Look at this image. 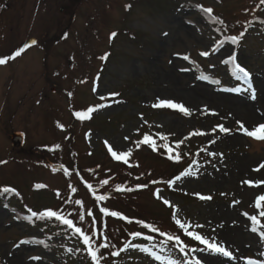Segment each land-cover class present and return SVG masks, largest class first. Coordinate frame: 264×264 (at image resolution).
Returning a JSON list of instances; mask_svg holds the SVG:
<instances>
[{"label":"rangeland","instance_id":"obj_1","mask_svg":"<svg viewBox=\"0 0 264 264\" xmlns=\"http://www.w3.org/2000/svg\"><path fill=\"white\" fill-rule=\"evenodd\" d=\"M66 1L0 0V56L18 51L30 36L44 44L33 48L30 57L47 53L45 62L40 58L38 67L23 72L19 66L12 72L0 66V162H5L0 163V188L9 186L18 193L0 195V264H91L87 249L80 250L67 225L55 218L30 221L26 219L31 216L29 209L57 211L83 225L89 234L97 227L103 229L100 245H109L110 256L127 237L126 230L142 233L129 239L135 243L122 251L116 263L102 251L100 264L225 263L223 255L206 250L177 223L167 225L163 219L173 212L175 222L192 225L190 231L217 244L227 242L221 233L233 226L223 217L227 210L251 229L244 213L257 214L255 199L264 194V183L256 186L257 181L264 182V168H259L264 164V141L239 130L237 121L249 130L254 123L248 124L230 108L222 113L217 96L251 103L264 99L258 83V78L264 83V4L260 0H73L70 24L60 12ZM199 6L211 8L212 15ZM241 32L238 45L227 39ZM220 41L225 43L214 50ZM203 52L210 55L202 56ZM232 54L251 74L250 81L237 79L232 65L223 63ZM185 91L197 97L195 103L177 94ZM160 100L182 104L191 114L154 107ZM89 108L95 109L88 113L93 119L75 115ZM218 125L231 131L222 133ZM14 131L26 133L24 147L12 146ZM197 132L203 134L193 135ZM161 147L172 160L191 157L186 171L193 174H181L174 183L153 181L166 179L179 164L160 159ZM112 152L129 153L118 161L140 156L143 165L134 169L135 176L150 173L153 184L140 191L115 193L121 183L111 182V175L119 172L120 177L122 167L108 157ZM124 179L128 181L127 176ZM88 185L98 186V196L107 191L110 198L94 199ZM103 208L136 216L158 231L136 225L137 220L125 225L124 219L105 217ZM177 229L188 251H182V257L176 251L183 245L167 239L177 235H160ZM150 241L160 248L155 251ZM227 246L233 254L238 250ZM237 258L241 264H247L248 258L264 264V240L260 250L241 251Z\"/></svg>","mask_w":264,"mask_h":264},{"label":"snow or ice","instance_id":"obj_2","mask_svg":"<svg viewBox=\"0 0 264 264\" xmlns=\"http://www.w3.org/2000/svg\"><path fill=\"white\" fill-rule=\"evenodd\" d=\"M260 2H261V4H264V0H260ZM199 7H201V9L204 13L208 14L209 16L212 15L213 10L211 8H203L202 6H199ZM213 19H214V22L221 23V24L223 23V21L220 20L219 18L213 17ZM112 35L115 36L116 34L113 33ZM243 35H244V33L241 32L239 36H231V37H228L227 39L231 42V44L238 45L239 41L243 37ZM32 43H35V42L33 41ZM224 43H225V41H220L219 44L217 45L216 49H214V50L218 51L219 47L222 46ZM30 46L31 45L29 44V45H26L25 47H30ZM24 50H25L24 48H21L18 51H16L15 54L11 57L0 58V65L7 63V61L9 59H15L16 57L20 56ZM201 55L207 57L210 55V53L209 52H203V53H201ZM105 58L106 57H102V59H105ZM183 58L185 60L190 59V57H188V56H184ZM223 63L232 65L231 72L233 73V75H235L237 77V79H245L247 81H250L251 74L246 70V68H244L236 60V56L234 54L230 55L226 60L223 61ZM185 70H187V69H185ZM200 79L206 80V79H208V77L207 76H201ZM251 98L255 99V90L254 89H251ZM153 106L154 107H167L170 109L179 110L180 112H182L186 116L191 114L190 109L184 107L182 104H177L175 102H172L171 100H160L157 104H155ZM94 110L95 109H93V108H89L87 110V113L76 112L75 115L80 119L90 118L88 113H91ZM237 123L240 125L239 130H242L244 132V134H246L247 136L252 137L256 140L264 141V124H260V125L256 126L255 128H253L252 130H249L247 127H244L242 122L237 121ZM217 127L219 128V131L222 133H229L231 131L230 129L225 128L223 125H218ZM213 131H215V129ZM201 134H203V133H199V132L193 133V135H201ZM162 138H164V137H162ZM148 141H149V138L146 135L144 137V142L147 143ZM214 142L215 141H213V143ZM154 146L155 145L153 143V147ZM56 147L58 148L59 145H57ZM109 150L111 151V147L109 148ZM128 154L129 153H123L120 156H117L116 152H112V155L114 157H116L117 159H123L124 156H127ZM210 154L213 156L216 155V153H210ZM177 159H179V157H177ZM0 163H5V162H0ZM259 168H264V164H261L259 166ZM259 168L256 170L258 171ZM191 174H193V173H191L190 171H186L182 175L186 176V175H191ZM180 178H181L180 176L176 177L177 180H179ZM174 182L175 181H170V183H174ZM103 183L107 184L108 181L105 180V181H103ZM243 183L251 184L252 182L244 181ZM260 183H264V182L257 181L256 186H259ZM36 187L40 188V187H44V186L43 185H36ZM88 187L91 188L92 186L88 185ZM117 187L119 188V186H117ZM143 187H147V185H143ZM73 191H75V189H73ZM7 193L18 194L16 192V189L11 188L9 186H4V187L0 188V195L7 194ZM157 197L161 198V197H159V192H157ZM105 198L106 197H104V196H97L96 197L97 200H104ZM200 198L201 199H211L210 196H207V197L206 196H200ZM163 202L166 205L171 206L170 202L167 199L163 200ZM262 202H264V194L259 195L255 199V207L258 210L257 214L249 215L248 213H244V215L247 216L251 222V229L250 230L254 233H258L259 238L261 240H264V203H262ZM76 203L80 204V203H82V201H76ZM234 203H239V201H235ZM29 211L31 212V216L26 217V219H28L30 221H31L32 217H37L38 219L55 218L57 221L62 222L64 225H67L69 228L74 229V232L76 234H79L82 237L83 244L87 246V251H88L89 255L91 256L94 264H100L99 249H100V247L108 248L109 245L106 242L103 243L102 245L94 248L92 245V237L90 235L86 234L82 230V228L75 226L73 223V220L66 218L64 215L60 214L57 211L44 210V211L39 212V213L36 211H32L31 209H29ZM101 211L104 212L105 214H109V215L114 216V217H119V218L125 219V220L129 219L128 217L122 216V214L119 212H109V210L107 208H103V209H101ZM174 215H175V212H174ZM81 219H83V217H81ZM129 222H131V221H129ZM138 223L142 224L143 227L150 229L152 232L158 231V229L152 224H147V223H144L143 221H139ZM176 223L179 225V227L181 229L184 230V232L187 236L199 241L201 244H204L206 246V250L213 251L217 254H221V255L228 257V258H231V259H236V257L233 255V252L228 250L224 245L217 244V243L211 241L209 238L200 235L199 233L190 231L189 228L192 227V225L182 223L180 220H176ZM195 227H202V226L196 225ZM132 235H133V237H139L142 235V233L136 232V233H133ZM160 235L163 236V235H167V234L161 232ZM147 239H152V237L149 236V237H147ZM167 239H168V241H175V243L178 245H183V241H181L180 238L177 236L167 235ZM20 243L21 244L27 243V241H21ZM129 246H132V245L130 243L126 244L125 249ZM184 247H187V246L183 245L181 247V251L184 250ZM142 250L145 252H148L150 255H153L154 258L157 260L162 259L158 254L150 252V250L147 248H143ZM69 251H72V250L69 249ZM192 251H196V250L192 249ZM113 255H119V252H115V253H113ZM33 259H39V258L34 257ZM170 264H176V262L170 261ZM196 264H200V261L197 260ZM247 264H261V262L259 260H254V259L248 258Z\"/></svg>","mask_w":264,"mask_h":264},{"label":"bare ground","instance_id":"obj_3","mask_svg":"<svg viewBox=\"0 0 264 264\" xmlns=\"http://www.w3.org/2000/svg\"><path fill=\"white\" fill-rule=\"evenodd\" d=\"M258 83L262 85L260 93L264 94V83L260 78H258ZM177 94L185 97L190 102L195 103V101L197 100V97L195 95H192L187 91L178 92ZM258 95L259 91H256V97ZM217 98L220 99L219 108L222 110V113H224L227 108H230L234 115H239L248 124L254 123L255 127L260 124H264V117L262 115V111L264 110L263 98L260 101L259 99L258 101L254 100V103L246 102L245 99H237L228 95H222L220 97L217 96ZM212 102L215 103V101ZM230 141L233 142L234 140L230 138ZM245 169L246 166L242 165L241 171H244ZM224 213H228L223 215V217L233 222V226H227L223 229L221 237L227 242L221 244L224 245L227 249H229V246L227 245L231 244V246L233 245L234 247H237L238 250H236L233 254L236 259H231L224 256V258H226L224 260L225 263L216 262L214 264H241L238 262V254L241 251L246 250H260L263 244V240L259 238V235L257 233L252 232L251 230L247 229L243 224H241V219L238 215H236L235 213H231L229 210Z\"/></svg>","mask_w":264,"mask_h":264},{"label":"trees","instance_id":"obj_4","mask_svg":"<svg viewBox=\"0 0 264 264\" xmlns=\"http://www.w3.org/2000/svg\"><path fill=\"white\" fill-rule=\"evenodd\" d=\"M159 150H161V152L158 153V157L160 159L170 160V161L172 160L169 157H165V155H164V152L166 153L165 150H163L162 148H160ZM145 157L146 156L143 157V160L145 159ZM138 158H141V157L137 156L136 159H135V157L134 158L132 157L131 159H129L126 162H124V161L118 162L119 165L122 167L121 168V175L119 177L118 175H116L119 172H115L116 173L115 175H111L110 181L111 182L120 181L121 184H118L117 186H119V188L116 186L114 188V190H118L119 193L125 194V193H127L129 191H132V190H137L138 189L140 191L141 188L142 189H146V188L149 187V184H153L152 180H151L152 177H151L150 173H145V174H142L141 176H137V175L135 176L134 169H138V168H140L143 165L142 161L140 159H138ZM185 159H186V161H185ZM185 159H184V161L172 160L173 162H176V163H179V164L170 170L171 174L169 175V177H167L166 179L162 178V179H156V180H153V181H160V182L168 183L171 180L175 179L177 176L181 175L183 172H185L190 167L191 162H192L191 161V157H190V160L188 158H185ZM124 176H127L128 181H125ZM143 185H147V187H143ZM122 213L124 214L123 211H122ZM125 214L128 216V214L126 212H125ZM128 217H129V220H125L124 219V221H123L125 225H127L128 221H131V220H137V221H143L144 222L143 219H140V218H138L136 216H132V217L128 216ZM163 220H164L165 224L175 226V224L171 220L170 214L166 215ZM154 224L157 225L155 222H154ZM136 225H140V224L137 222ZM161 232H165L167 234H169V233H171V234L177 233L176 231H161ZM126 234H127V237L124 238V239L128 240L132 233H130V230L128 229V230H126Z\"/></svg>","mask_w":264,"mask_h":264},{"label":"flooded vegetation","instance_id":"obj_5","mask_svg":"<svg viewBox=\"0 0 264 264\" xmlns=\"http://www.w3.org/2000/svg\"><path fill=\"white\" fill-rule=\"evenodd\" d=\"M9 3H14L13 1H9ZM73 6H74V2L73 0H67L65 2V4L63 6L60 7V12L65 14L67 16V18L69 17V23L71 24L72 22V18L74 17V9H73ZM74 12V13H73ZM48 24V23H47ZM13 25L15 26L14 29H18V26L17 24L13 23ZM43 29H45V23L43 24ZM31 37V36H30ZM45 40V39H43ZM49 39H46L45 42H48ZM46 44V43H45ZM22 45V44H21ZM44 46L43 42L41 39H38L37 43L34 44L33 46H30L29 48H27L26 50L23 51V53L16 57L15 59H9L7 61V63L3 64V65H0V66H7V70H11V72L13 71H16V69H20L21 72L27 70L30 66L31 68L32 67H38L39 66V62H40V58H42V61L45 62L46 60V54L47 53H44L43 56L42 54H39L37 57L35 58H31L29 53L31 52V50L37 46ZM15 54V51L13 53L8 54V56L6 57H11ZM42 56V57H41ZM6 57H2L0 56V58H6ZM71 61L73 62L74 61V56L71 57ZM72 68V66H71ZM16 74V73H15Z\"/></svg>","mask_w":264,"mask_h":264},{"label":"water","instance_id":"obj_6","mask_svg":"<svg viewBox=\"0 0 264 264\" xmlns=\"http://www.w3.org/2000/svg\"><path fill=\"white\" fill-rule=\"evenodd\" d=\"M33 41L36 42L35 39H31L27 43H25L24 44V48H25L26 45L34 44V43H32ZM24 141H25V134L23 132H15V133H13L12 142H13V145L15 147L22 146L24 144Z\"/></svg>","mask_w":264,"mask_h":264}]
</instances>
